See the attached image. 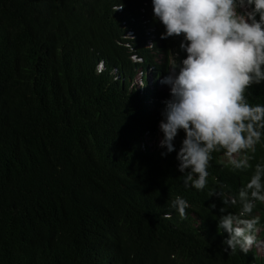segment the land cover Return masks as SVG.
Instances as JSON below:
<instances>
[{"label": "trees", "instance_id": "16d2710c", "mask_svg": "<svg viewBox=\"0 0 264 264\" xmlns=\"http://www.w3.org/2000/svg\"><path fill=\"white\" fill-rule=\"evenodd\" d=\"M164 31L152 0H0V264H264V202L248 217L262 254L229 253L217 224L239 205L210 197L264 164V130L249 168L213 152L206 187L185 188L184 132L159 147L160 81L186 58ZM245 98L264 105V81Z\"/></svg>", "mask_w": 264, "mask_h": 264}, {"label": "clouds", "instance_id": "9594fccd", "mask_svg": "<svg viewBox=\"0 0 264 264\" xmlns=\"http://www.w3.org/2000/svg\"><path fill=\"white\" fill-rule=\"evenodd\" d=\"M152 5L154 18L165 29L160 39L183 36L179 47L186 53L179 64L178 53H173L169 74L160 81L170 87L159 123V147L166 150L161 156L176 151L173 141L182 130L185 138L176 152L182 174L178 178L185 188L203 190L211 153L223 150L233 169H247L252 159L247 153H254L261 140L264 105H251L245 91L264 81V0H152ZM262 178L264 164L258 163L238 195L210 193L225 205L220 212L240 208L218 220V234L228 237L224 251L248 253L261 243L259 217H248L256 201L264 202ZM170 207L183 218L189 204L177 196ZM171 216L164 214L165 219Z\"/></svg>", "mask_w": 264, "mask_h": 264}, {"label": "rangeland", "instance_id": "374dc122", "mask_svg": "<svg viewBox=\"0 0 264 264\" xmlns=\"http://www.w3.org/2000/svg\"><path fill=\"white\" fill-rule=\"evenodd\" d=\"M238 11H239V9H238ZM224 159L227 160V158H224ZM255 247H256L257 253L259 255H261L262 254V242L257 244V245H255Z\"/></svg>", "mask_w": 264, "mask_h": 264}, {"label": "built area", "instance_id": "2783aa9c", "mask_svg": "<svg viewBox=\"0 0 264 264\" xmlns=\"http://www.w3.org/2000/svg\"><path fill=\"white\" fill-rule=\"evenodd\" d=\"M130 35H131V33L129 32V33H127V37H130Z\"/></svg>", "mask_w": 264, "mask_h": 264}]
</instances>
